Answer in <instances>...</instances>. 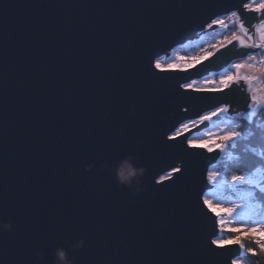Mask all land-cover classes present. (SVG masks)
Here are the masks:
<instances>
[{"label": "water", "instance_id": "water-1", "mask_svg": "<svg viewBox=\"0 0 264 264\" xmlns=\"http://www.w3.org/2000/svg\"><path fill=\"white\" fill-rule=\"evenodd\" d=\"M248 1L0 0V224L11 225L0 264H55L58 248L71 264H235L241 246L210 243L219 222L204 201L221 150L188 143L210 123L169 137L224 105L250 121L264 106L256 78L185 87L262 49L248 47L264 24ZM232 12L251 44L236 38L187 69L155 65ZM128 157L144 170L131 187L114 173Z\"/></svg>", "mask_w": 264, "mask_h": 264}, {"label": "rangeland", "instance_id": "rangeland-1", "mask_svg": "<svg viewBox=\"0 0 264 264\" xmlns=\"http://www.w3.org/2000/svg\"><path fill=\"white\" fill-rule=\"evenodd\" d=\"M260 2L261 0L248 1L246 3L250 6L248 10L255 11L254 9ZM239 19L240 15L238 12H232L219 17L218 20L222 21V23H217L218 27L208 30V27H210L208 25L206 31L202 32V35L199 38L197 37V39L189 41L184 45L176 46L171 50L169 55H163L156 59V62L161 64V68L160 64H156V66L159 69L190 68L211 57L216 51L228 45L227 41H233V37H240L245 43L251 44L252 41L242 30L240 26L242 22H240ZM255 43H261L259 28L257 26H255ZM250 55L253 57L252 59H249ZM236 64H244L245 67L236 69L234 67ZM208 73L209 74H205L204 76L185 84V87L198 90L222 89L223 87L220 82L228 76L234 77L229 86H231L232 82L237 80V77L240 79L244 77L250 81L256 78V81L251 88V95L253 99L258 98L259 103H264L263 48L255 52H250L247 56L231 63L229 67H223L218 72L211 70ZM256 104V101H254L251 106L254 107ZM221 107L228 108L227 105ZM221 107L213 111H218ZM261 108H264V106H260L254 114L250 115L251 121L248 120L246 115L241 116L238 112H233L232 115H229L228 112H218V115L212 117L211 120H206L210 124L206 126L205 129L193 133L188 138V143L191 142L193 144H199L202 141L211 140L220 144L222 143L220 137L223 134L229 131H237L238 128L236 126H242L241 122H244L245 120L252 122ZM213 111H209L204 115H208ZM192 121H196V123H192ZM200 124V118L186 121L172 134V137H176L175 134L177 132H179V135L183 134ZM185 125H187V127H185ZM263 129L264 128H262L260 132H255L257 138L260 135L258 141L254 137V140L245 142L247 144L246 146L249 147V150L247 151L254 152L255 155L259 154L258 146L264 144V139L262 140L261 138ZM242 145L244 144L242 143ZM234 148L235 142L221 150L220 157L216 164L219 162L221 156L226 157L227 155H232L235 151ZM216 164L210 167L208 173H219L217 182L212 183L209 181L213 187L204 194V201H208V203H206L207 206L215 213L217 212L219 214L217 215L219 222V234L215 240L224 241L225 243L223 245L232 244L227 243V241L230 240L235 241V243H239L242 251L240 256L235 259V264H247L241 259V257L245 255L244 241L246 243L249 241L251 244H256L261 249L262 253H264V235H261L259 232L253 233L248 231V228L250 227H257L264 230V200H258V198L253 196V194L250 196L247 186L231 185L230 180H225L221 173L217 170ZM252 170L248 175L254 174L257 179L264 178V173H262L263 171L260 170V168L254 167ZM168 175L169 174H166L165 177ZM261 188H264V180L261 182ZM258 190L260 191V188H258ZM228 208H234L235 211L229 215L227 211L222 210Z\"/></svg>", "mask_w": 264, "mask_h": 264}, {"label": "trees", "instance_id": "trees-1", "mask_svg": "<svg viewBox=\"0 0 264 264\" xmlns=\"http://www.w3.org/2000/svg\"><path fill=\"white\" fill-rule=\"evenodd\" d=\"M241 17L246 22H254L257 18V14L245 12L244 14L241 15ZM214 68L215 65L212 63L211 69ZM234 89L238 93V96L242 98V104H244L246 102V99L242 94L241 88L234 87ZM241 125L242 126H240V128H238L237 131L242 132V137L234 141L235 151L230 156L229 155H227L226 157L221 156L219 162L216 164L217 170L221 173V175L225 180H230L231 175L233 174H250L251 170L254 167L260 168V170L263 171L262 173H264V164L261 163L262 161H264V157H263L264 144L258 146L259 154L255 155L254 152L247 151L249 150V147H247L246 146L247 144L245 143L254 140L253 139L254 137L258 141L260 135L257 134L259 135V137L257 138L255 132L256 131L260 132V130L264 128V108H261L257 112L252 122L245 120L244 122H241ZM263 132L264 129L262 131L263 137L261 136L262 140L264 139ZM242 143L244 145H242ZM241 165H243L244 167H241ZM248 169H250V171H248ZM256 192H259V190L256 189ZM256 192H253V196L257 197L259 200L260 198L256 195ZM260 201H262V199H260ZM244 248H245V255L241 257L242 260H244L247 264H264V253H262L261 249L256 244H251V242L249 241L246 243L244 241Z\"/></svg>", "mask_w": 264, "mask_h": 264}, {"label": "snow or ice", "instance_id": "snow-or-ice-1", "mask_svg": "<svg viewBox=\"0 0 264 264\" xmlns=\"http://www.w3.org/2000/svg\"><path fill=\"white\" fill-rule=\"evenodd\" d=\"M245 7H250V6L248 4H245ZM254 10L258 13H264V0H261V2L256 6V8ZM212 23H222V21L214 20ZM209 26H211V25H209ZM260 31H261L262 44H260V45H248V47L264 48V24H261ZM233 39H236V37H233ZM249 39H251V37H249ZM227 43L231 44L232 41L228 40ZM241 43L243 44V41H241ZM252 58L253 57L250 55L249 59H252ZM156 64H160V63L155 62V65ZM234 67L236 69H240L242 67H245V65L244 64H236V65H234ZM160 68H161V64H160ZM233 79H234L233 76H228L226 79L222 80L220 83H221L223 88H227ZM237 79H240V78L237 77ZM243 79H247V78H243ZM228 110H229L228 108L221 107L218 111H213L212 113H210L208 115L201 116L200 122L203 123L206 120H211L212 117L218 115V112H227ZM185 111H187V109H185ZM192 123H196V121H192ZM185 127H187V125H185ZM236 127L239 128L240 125H237ZM175 135L178 136L179 132H177ZM241 137H242V132H240V131H229L220 137V140L222 142L220 144H217L215 141H211V140H205L199 144H193L191 142H189V143H190V146L193 148H203V149H206L209 153H212L214 151V149L223 150L226 146L230 145L231 143H233L237 139H240ZM169 139H174V137H169ZM261 163L264 164V161H262ZM241 167H244V166L241 165ZM248 171H250V169H248ZM173 172H181V169L175 168V169H173ZM218 175H219V173L209 172L207 174V179H208V181H210L212 183H216ZM164 179H171V175L166 176ZM262 180H264V178L257 179L254 174H252V175L233 174V175H231L230 183L233 186H235V185L247 186L249 189V195L250 196L253 194V192H256V189L260 188V191L256 192V195L260 199L264 200V188H261ZM205 203H208V201H205ZM222 210L227 211V213L229 215H231L235 211L234 208H228V209H222ZM248 231L253 232V233L259 232L261 235H264V230H261L260 228H257V227H250V228H248ZM210 243L212 245H216L217 247H219V246H222L225 242L224 241H217L215 239H210ZM227 243H235V241L230 240V241H227ZM249 251H251V250H249Z\"/></svg>", "mask_w": 264, "mask_h": 264}, {"label": "clouds", "instance_id": "clouds-1", "mask_svg": "<svg viewBox=\"0 0 264 264\" xmlns=\"http://www.w3.org/2000/svg\"><path fill=\"white\" fill-rule=\"evenodd\" d=\"M115 178L118 184L131 187L133 183H139L140 177H142L144 170L137 168L133 165L132 157H128L121 161L119 165L114 169ZM5 231L11 230L10 224H0ZM84 246V241H77L72 247L74 249H79ZM56 262L55 264H71V261L68 259L67 251L64 248H58L56 250Z\"/></svg>", "mask_w": 264, "mask_h": 264}, {"label": "built area", "instance_id": "built-area-1", "mask_svg": "<svg viewBox=\"0 0 264 264\" xmlns=\"http://www.w3.org/2000/svg\"><path fill=\"white\" fill-rule=\"evenodd\" d=\"M244 7H245V5H244ZM246 9L248 10L249 7H245V10H246ZM218 19H219V18H218ZM216 24H217V23H216ZM210 27H211V26H210ZM210 27H208V29H210ZM201 35H202V32H201V34L199 35V37H200ZM199 37H198V38H199Z\"/></svg>", "mask_w": 264, "mask_h": 264}, {"label": "bare ground", "instance_id": "bare-ground-1", "mask_svg": "<svg viewBox=\"0 0 264 264\" xmlns=\"http://www.w3.org/2000/svg\"><path fill=\"white\" fill-rule=\"evenodd\" d=\"M215 20H218V18H217V19H215ZM214 24H216V23H214ZM216 214H217V215H219L217 212H216Z\"/></svg>", "mask_w": 264, "mask_h": 264}, {"label": "flooded vegetation", "instance_id": "flooded-vegetation-1", "mask_svg": "<svg viewBox=\"0 0 264 264\" xmlns=\"http://www.w3.org/2000/svg\"><path fill=\"white\" fill-rule=\"evenodd\" d=\"M219 61H220V60H219ZM233 62H234V61H233ZM233 62H232V63H233ZM230 65H231V64H230ZM230 65H229V66H230ZM229 66H228V67H229Z\"/></svg>", "mask_w": 264, "mask_h": 264}]
</instances>
